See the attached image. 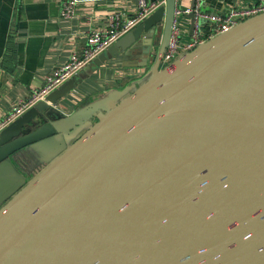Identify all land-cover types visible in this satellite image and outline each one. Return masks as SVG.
I'll list each match as a JSON object with an SVG mask.
<instances>
[{
  "label": "water",
  "instance_id": "obj_1",
  "mask_svg": "<svg viewBox=\"0 0 264 264\" xmlns=\"http://www.w3.org/2000/svg\"><path fill=\"white\" fill-rule=\"evenodd\" d=\"M175 2L0 133V163L44 164L0 210V264H264V13L161 68ZM143 37L148 76L45 162L77 124L54 107Z\"/></svg>",
  "mask_w": 264,
  "mask_h": 264
},
{
  "label": "crops",
  "instance_id": "obj_2",
  "mask_svg": "<svg viewBox=\"0 0 264 264\" xmlns=\"http://www.w3.org/2000/svg\"><path fill=\"white\" fill-rule=\"evenodd\" d=\"M204 2L205 12H223L238 7L249 8L258 0ZM192 5L193 0H182L185 9L192 8ZM137 6V0H79L76 16L66 19L61 14V0H0V122L14 105L27 99L34 90H39L46 78L73 53L82 54L90 32L104 28L112 14L120 13L124 21L135 17ZM181 22L184 40L189 41L193 32L191 19L186 16L181 18ZM144 39L130 50L128 56L116 57L58 102L54 109L77 124L66 132V137L57 136L40 144L38 150L45 162L54 160L97 122L95 116L79 118L77 114L85 116L91 109L83 111L93 105L105 106L109 101L118 103L148 76L151 69L140 67ZM40 104L49 105L47 101ZM42 125L45 126L37 120L32 131ZM12 163H0V210L24 187L22 173L16 162Z\"/></svg>",
  "mask_w": 264,
  "mask_h": 264
},
{
  "label": "built area",
  "instance_id": "obj_3",
  "mask_svg": "<svg viewBox=\"0 0 264 264\" xmlns=\"http://www.w3.org/2000/svg\"><path fill=\"white\" fill-rule=\"evenodd\" d=\"M138 8L135 17L123 20L120 13L109 16L104 28L94 30L86 38V47L82 54L73 53L69 59L46 78L45 84L25 100L14 105L11 112L0 122V133L9 125L17 121L80 71L87 68L101 54L115 45L122 37L133 31L139 24L150 17L160 7L165 6L167 0H137ZM79 0H61L62 17L71 19L76 16ZM204 0H195V8L185 9L182 0L175 2V18L172 25L169 45L161 61V68L171 65L182 53L192 51L203 43L232 30L243 21L264 13V0H258L249 8H234L223 12H205ZM194 14L196 19L192 37L184 40L181 18ZM157 54H155V57ZM30 156L32 154L30 153ZM23 158L19 162L23 164ZM39 166L37 159L34 160ZM34 170L35 168L32 167Z\"/></svg>",
  "mask_w": 264,
  "mask_h": 264
},
{
  "label": "rangeland",
  "instance_id": "obj_4",
  "mask_svg": "<svg viewBox=\"0 0 264 264\" xmlns=\"http://www.w3.org/2000/svg\"><path fill=\"white\" fill-rule=\"evenodd\" d=\"M35 159H36L35 156H30L29 159H24L23 160V164H19L18 165V163H16V165L23 172H24V168L25 169L29 168V170H33L32 167H33V162H34ZM43 167H44V164H40L39 166H35L34 167L35 169L33 170V174L35 172L41 170ZM33 174H31V177L33 176Z\"/></svg>",
  "mask_w": 264,
  "mask_h": 264
},
{
  "label": "flooded vegetation",
  "instance_id": "obj_5",
  "mask_svg": "<svg viewBox=\"0 0 264 264\" xmlns=\"http://www.w3.org/2000/svg\"><path fill=\"white\" fill-rule=\"evenodd\" d=\"M30 152H31L32 156L35 155V153L32 150L31 151L27 150L26 152L23 153L22 157H20V156L19 157L23 158V159H29L30 158ZM35 166H36V164L33 162V167H35Z\"/></svg>",
  "mask_w": 264,
  "mask_h": 264
}]
</instances>
